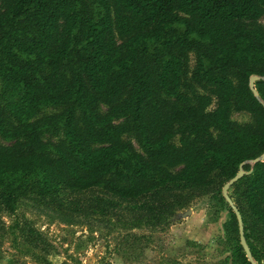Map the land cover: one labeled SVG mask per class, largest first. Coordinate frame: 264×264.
I'll use <instances>...</instances> for the list:
<instances>
[{
    "label": "trees",
    "instance_id": "16d2710c",
    "mask_svg": "<svg viewBox=\"0 0 264 264\" xmlns=\"http://www.w3.org/2000/svg\"><path fill=\"white\" fill-rule=\"evenodd\" d=\"M262 19L264 0H0V216L13 221L2 236L12 229L51 264L53 245L17 214L21 198L97 189L150 197L155 211L168 187L208 189L215 176L222 189L246 162L229 196L263 264L264 160L251 162L264 153ZM48 107L58 111L39 117ZM219 203L232 264H250Z\"/></svg>",
    "mask_w": 264,
    "mask_h": 264
},
{
    "label": "rangeland",
    "instance_id": "374dc122",
    "mask_svg": "<svg viewBox=\"0 0 264 264\" xmlns=\"http://www.w3.org/2000/svg\"><path fill=\"white\" fill-rule=\"evenodd\" d=\"M194 63L190 53L188 75ZM57 111L48 107L39 117ZM231 119L251 121L246 113H233ZM43 132L44 140L62 138L60 132ZM8 143L0 137V144ZM215 180L212 176L208 189L168 187L157 194L163 201L155 211L150 197L121 201L94 189L61 193L54 204L34 196L21 198L17 214L32 221L53 245L54 255L47 258L51 264H232L226 234L230 213L219 203L222 189ZM12 225V218L0 216V264H45L12 229L2 236L1 228Z\"/></svg>",
    "mask_w": 264,
    "mask_h": 264
},
{
    "label": "water",
    "instance_id": "95a60500",
    "mask_svg": "<svg viewBox=\"0 0 264 264\" xmlns=\"http://www.w3.org/2000/svg\"><path fill=\"white\" fill-rule=\"evenodd\" d=\"M258 79L259 78L257 76H251L250 79H249V88L252 91L254 96H257V92H256V90L254 88V82L256 80H258ZM263 160H264V153L260 157L254 159L251 162L252 163H257V162L263 161ZM245 164H246V162L241 163L240 166H239V170H238L237 174L233 178H231L227 183L224 184V186L222 187V197L224 198V200L226 201V203L228 204V206L230 207V209L232 210L233 214L236 217L237 224H238V232H239L240 244H241V246L243 248V251L245 253V256H246L248 262L250 264H257L252 258V254L250 252V249H249V247L247 245V242H246V239H245V236H244V226H243V221H242L241 214H240L239 210L237 209V207L235 206L234 202L232 201V199L229 196V189L239 179H241L244 176L245 173H244L243 167H244Z\"/></svg>",
    "mask_w": 264,
    "mask_h": 264
}]
</instances>
